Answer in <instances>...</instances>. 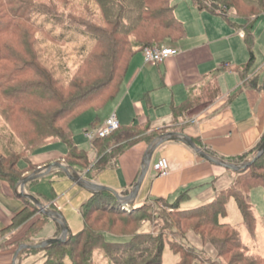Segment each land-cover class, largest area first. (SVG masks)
Segmentation results:
<instances>
[{"label": "trees", "instance_id": "obj_1", "mask_svg": "<svg viewBox=\"0 0 264 264\" xmlns=\"http://www.w3.org/2000/svg\"><path fill=\"white\" fill-rule=\"evenodd\" d=\"M96 2L108 27L100 32L103 36L88 33L83 25L68 20L63 12L50 6L47 1L37 4L36 0H11L9 3L14 10H7L13 19L0 23V34L11 30L9 28L14 27L13 23H17L13 30L16 41H0V112L9 123L12 135L7 137L6 143L0 145V180L8 182L12 187H17L22 178L40 168V165L31 161V156L52 141L66 144L68 152L64 161L85 178L94 181L102 171L112 167L120 153L129 146L146 135L151 143L166 130H151L146 124L121 126L112 134L92 142L95 159H92L89 151L75 144L72 122L91 109L100 111L120 95L131 62L138 53L148 46L162 44L166 39L178 42L186 34V28L176 14L174 0ZM194 2L199 10H209L227 18L235 15L248 21L245 40L250 50V59L247 64L239 67L243 77H248L256 59L252 22L264 14V0ZM5 5L0 6V14ZM30 7L45 16L42 24L34 19L27 21L26 9ZM24 21L27 26L18 24ZM49 23L53 25L50 27ZM54 24L62 25L67 30L58 35L54 31ZM70 29L90 35L94 40V46L86 53L79 72L97 75L88 82L73 83L71 79L63 84L66 71L64 63L54 62L49 65L48 60L43 61L44 55L36 54L40 43L37 33L47 32L55 42L67 43L68 38L64 37L69 34ZM105 37L108 38L106 55L97 51L103 45ZM50 74H54L53 78ZM55 74L57 77H54ZM258 78V75L251 76L249 84L264 90V84ZM63 86L65 89L74 87V92L67 98L63 97ZM193 105V99L188 97L174 108L180 116H184ZM15 141L19 143L14 144ZM200 146L216 155L209 148ZM248 157L244 153L223 158L242 163ZM236 173L237 178L228 188L220 190L213 200L194 207L182 206L188 200V192L180 193L174 200L157 197L127 208L116 203L110 192L94 193L81 206L84 221L81 231L70 234L66 242L23 250L18 264H23L27 258L41 251H46L48 256L42 264H103L106 260L111 264H164L167 244L179 256L177 264H264V256H255L249 252L250 248L243 241L238 226L223 220L228 212V202L234 198L244 223L250 230L255 228L256 216L251 192L258 185L264 187V154L254 164ZM22 198L25 207L14 214L12 223L2 234L5 236L10 233L9 242L14 247V253L23 243L37 244L40 233L52 220L42 214L33 201ZM108 216L111 217L109 220ZM144 222L147 223L146 227H160L154 232L147 229L141 231L140 227ZM57 224L59 236L61 226ZM190 230L196 232L204 244L211 243L214 246L215 256L198 250L187 242L186 235ZM3 245L0 244V247ZM57 248L62 251L57 255L53 254ZM13 262L12 260L10 264Z\"/></svg>", "mask_w": 264, "mask_h": 264}, {"label": "crops", "instance_id": "obj_2", "mask_svg": "<svg viewBox=\"0 0 264 264\" xmlns=\"http://www.w3.org/2000/svg\"><path fill=\"white\" fill-rule=\"evenodd\" d=\"M175 4L176 14L186 28L185 36L172 44L179 53L158 65L145 63L142 52L138 53L131 62L120 95L107 106L113 108L110 116L116 115L121 126L146 124L151 130L165 128V132L184 133L220 158L244 153L251 158L264 139V90L249 84L253 75H258L259 82L264 84V14L252 22L256 59L248 77H243L239 67L250 59L245 40L248 21L235 15L227 18L199 10L194 0ZM188 97L193 99L194 105L180 116L174 107ZM95 112V119L91 116L93 128L105 121L98 117L99 111ZM147 137L120 153L114 165L102 171L94 181L128 195L142 172L143 158L150 145ZM90 143L89 152L95 159ZM65 155L66 151L55 145L40 149L31 156V161L42 167L53 161L65 162ZM162 157L170 164L168 176H159L154 169V164ZM45 177H48L46 185L35 188L38 180L27 185L26 190L60 211L70 227V234L78 233L84 226L81 206L93 193L59 169ZM236 178L235 171L210 162L185 143L168 141L153 155L139 195L130 206L157 197L174 200L180 193L188 192V200L182 206L194 207L213 200ZM17 189L0 180V244H4L0 247V264H10L15 254L9 242L10 233L2 234L12 223L14 214L25 207ZM48 224H52V231L45 235L41 232V241L58 236V224L53 220Z\"/></svg>", "mask_w": 264, "mask_h": 264}, {"label": "rangeland", "instance_id": "obj_3", "mask_svg": "<svg viewBox=\"0 0 264 264\" xmlns=\"http://www.w3.org/2000/svg\"><path fill=\"white\" fill-rule=\"evenodd\" d=\"M49 2L50 6L55 7L56 9L60 10L64 13V16L68 18V20L74 21V23H78L80 25H83V29L87 30L90 34H95L96 36H103L102 33L105 31V29H108L107 24L104 23V19L102 16V10L99 7L96 0H36L37 4H42L41 2ZM192 1V0H191ZM11 0H0V6L5 5L6 7L3 8L4 11L0 14V23L4 24L5 22H8L11 18V14L9 13V10L11 9L12 5H9ZM13 2V1H12ZM175 3H187L190 2V0H174ZM19 6H16L18 8ZM27 11V21H30V19H34L35 22L38 24H42L43 20L45 18L44 15H40L36 13L31 7L26 9ZM23 26H27V23L24 21L22 23ZM17 23H13V26L15 27ZM53 23H49V26L51 27ZM55 25V24H54ZM9 28L11 30H7L5 33L0 34V41L3 43V39L8 42H15L16 41V33L13 31L15 28ZM55 32L61 34L62 31L67 30L62 25H55ZM85 30V31H86ZM69 34L64 37L68 38L67 43L65 42H55L52 40L51 36H49V33L47 32H41L37 33V37L40 38L39 47L36 49V54H40L43 56V61L48 60V64L52 65L54 62L58 63H64V67L66 69L65 71V77L63 79V84H67L71 79L72 82L74 81H84L88 82V80H92L97 75H93L92 72L90 73H80L81 66L83 64V60L86 57V53L94 46V40L90 35H86L84 33H80L76 29H70L68 30ZM70 33H73V35H70ZM70 39V40H69ZM103 39V37H102ZM257 34H255V40H257ZM64 40V39H63ZM18 41V39H17ZM65 41V40H64ZM104 43L98 48V53L100 54H108V38H104ZM163 44V43H162ZM164 44L172 45L173 42L166 39V42ZM35 50V49H34ZM35 52V51H34ZM48 69H50L48 67ZM54 74H50V76L53 78ZM54 77H57L55 74ZM59 78V77H58ZM126 83V80H125ZM68 87V86H67ZM61 88V87H60ZM63 92V97L67 98L71 93L74 92V87L69 86L68 88H61ZM117 99V98H116ZM114 99V100H116ZM114 100L110 101L103 109H101L98 113V117L104 121L110 117V110L112 107L107 108V106H111L114 102ZM113 109V108H112ZM96 116V112L94 109H91L89 111H86L79 117H77L71 124V128L74 134V142L75 144L83 148L84 150L90 151L91 150V143L90 141L84 137V131L86 129H91L93 126L91 125V116ZM94 116V119H95ZM106 116H108L106 118ZM85 129V130H84ZM12 135V131L10 129L9 123L7 120L3 117L2 113L0 112V145L7 142V137ZM18 141H15L14 144H18ZM58 145L59 147H62L64 151H66V154L68 152V146L62 142L59 141H52L47 146L44 147V149H50L51 147ZM248 159V158H247ZM237 174V173H236ZM46 180H48V177L40 179L36 184L35 188L41 187V185H46ZM39 184V186H38ZM45 187V186H44ZM251 199L254 207V213L256 216V225L253 230H250V228L244 223L242 214L239 210V207L236 203V200L234 198H231L228 202L227 207V215L223 219L224 221L230 222L236 226H238L241 237L243 241L249 246V252L254 254L255 256L261 255L264 256V187L261 185H258L257 187L252 189L251 192ZM116 203H119L116 201ZM189 207V206H188ZM111 217H107L109 220ZM140 225V223H139ZM146 222L143 223V225L140 227V230L143 231L147 229L151 232L157 231V229L160 227L156 226H149L146 227ZM50 228H52V224H46L44 229L42 230V235H45L46 232H50ZM52 231V230H51ZM187 242L191 245H193L198 250H202L207 252L211 256H215V249L214 246L211 243L204 244L200 238V236L194 232L193 230H190L187 232L186 235ZM195 238V239H194ZM41 239H37L36 243H39ZM211 250L213 252L211 253ZM61 248L55 249L53 254H59L61 252ZM103 252V251H102ZM46 251H41L37 254H34L33 256L27 258L25 264H42L48 259V256H46ZM50 254V253H49ZM52 254V253H51ZM52 256V255H50ZM68 262L70 261L68 258H66ZM164 264H177L179 262V256L174 254L171 250L169 244L166 245V248L164 250ZM105 260V258H104ZM103 262V259H102ZM111 264L106 262H103V264ZM73 264V263H72ZM101 264V262H100Z\"/></svg>", "mask_w": 264, "mask_h": 264}, {"label": "water", "instance_id": "obj_4", "mask_svg": "<svg viewBox=\"0 0 264 264\" xmlns=\"http://www.w3.org/2000/svg\"><path fill=\"white\" fill-rule=\"evenodd\" d=\"M168 141H180L188 145L191 149H193L195 152H197L199 155H201L203 158L209 160L210 162L221 165L227 169L233 170L235 172H239L243 169L248 168L250 165L254 164L257 159H259L264 154V140L260 147L258 148L255 155H253L251 158L246 159L242 163H236L231 162L226 159L220 158L218 156H215L205 150L203 147L199 146L191 137L187 136L184 133L181 132H164L157 136L153 142L150 143L147 151L145 152L144 158H143V166H142V172L137 180V182L134 184L132 190L128 195H121L118 193L115 189L104 186L99 184L98 182L88 180L84 177L83 174L80 172L74 170L72 166L67 164L63 161H53L50 162L39 169L35 170L31 174L25 176L22 178L18 184V194L24 198H27L31 201H33L37 207L39 208L40 212L49 218H51L53 221L57 222L61 226V234L59 236L51 237L45 240H42L40 243L37 244H27L23 243L19 246V248L16 250L13 258V264H18V258L20 253L25 249H34V248H45L47 246H50L55 243L59 242H66L70 236V227L63 216V214L60 211L51 209L48 205L44 204L36 195L29 193L26 190L27 185H29L31 182L41 179L47 175H49L54 169H59L66 173V175L79 184L80 186L86 188L87 190L94 193L99 192H110L112 193L118 200L119 204H121L123 207H128L132 205L134 199L137 198L139 195V192L141 190V187L144 183V180L147 176V173L149 171L153 155L157 151V149L163 145L164 143Z\"/></svg>", "mask_w": 264, "mask_h": 264}, {"label": "built area", "instance_id": "obj_5", "mask_svg": "<svg viewBox=\"0 0 264 264\" xmlns=\"http://www.w3.org/2000/svg\"><path fill=\"white\" fill-rule=\"evenodd\" d=\"M179 49L169 44H159L156 46H148L142 51L145 63L151 65H158L164 63L172 56H176ZM121 127V123L116 115L110 116L101 125L87 129L85 131L86 138L93 142L98 138L106 137ZM154 169L159 176H168L171 172L170 164L167 158H160L155 164ZM126 208V207H124Z\"/></svg>", "mask_w": 264, "mask_h": 264}]
</instances>
